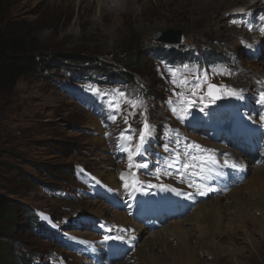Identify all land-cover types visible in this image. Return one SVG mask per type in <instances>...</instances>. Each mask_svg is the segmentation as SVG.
Segmentation results:
<instances>
[{"label": "rangeland", "instance_id": "374dc122", "mask_svg": "<svg viewBox=\"0 0 264 264\" xmlns=\"http://www.w3.org/2000/svg\"><path fill=\"white\" fill-rule=\"evenodd\" d=\"M165 1L113 0L103 4L105 12L99 14L90 0H0V32L24 33L36 54H55L64 63L70 55L102 60L115 71L134 51L142 57L140 64L128 71L131 84L122 78H112L109 83L84 81L57 67L42 75L23 77L12 89L0 91V193L13 200L9 210L16 213L18 225L5 221L0 226V247L5 248L6 256L11 255L0 257V264H7V260L8 264L119 263L129 253L119 245V229L114 234L118 227L113 223L131 221L158 229L167 225L171 218L159 220L150 211L152 202L143 213H136V209L128 212L129 204L114 200L116 194L129 200L132 179L121 176L132 167L129 152L123 149L135 151L145 119L151 134L131 161L138 180H148L147 173L156 177L158 169L159 175L171 171L166 161L174 155L169 151L175 134L228 147L239 156L243 149L258 154L254 145L264 139V103L260 102L264 44L248 46L244 39L264 36L261 28L250 27L255 8H262L264 0H224L227 6L216 12L212 6L201 13H197L198 2ZM228 9L233 15L223 21L220 17ZM170 29L180 30V42L154 38V34ZM170 52L174 53L171 57ZM205 73L210 83L236 89L241 98L222 95L211 103L205 95L207 84L192 96L195 78ZM184 79L188 86L180 84ZM180 92L192 101L191 107L181 103L176 95ZM114 100L119 101V110L109 108ZM126 101L139 103L134 108ZM181 107L187 108L186 114L179 111ZM173 108L178 111L174 113ZM91 119L95 120L93 125ZM250 121L255 135L244 132L250 129ZM121 132L132 140H122ZM230 139L237 144H231ZM102 155L111 157L117 186L96 173L101 164L109 163ZM218 158L221 163H232L223 152ZM254 161L248 163L245 180L254 175L253 167L258 166ZM141 164L147 167H137ZM236 165L241 166V162ZM78 204L80 208L75 207ZM25 209L37 220L31 228L21 213ZM111 211L124 213L130 221L114 218ZM189 213L190 208L183 209V217ZM236 221L235 233L224 231L228 235L224 240L226 256L213 254L212 260H206L202 253V264H264V218L246 215L244 221ZM144 237L138 243L142 244ZM189 250L173 264H194ZM158 252L162 253L161 248ZM128 264L150 262L145 254L133 252Z\"/></svg>", "mask_w": 264, "mask_h": 264}, {"label": "bare ground", "instance_id": "6f19581e", "mask_svg": "<svg viewBox=\"0 0 264 264\" xmlns=\"http://www.w3.org/2000/svg\"><path fill=\"white\" fill-rule=\"evenodd\" d=\"M112 1L113 0H90V4L99 8V14H103L105 12L103 10L104 8L102 9L104 6L103 4L111 3ZM190 1L194 2V5L197 2L199 3L197 13L208 10L209 8H212V6L215 7L214 12H216L224 5H228V2L226 1L225 3L224 0H201L200 2L195 0ZM234 1L237 2V0ZM171 2H183L188 4L189 1H165V3ZM255 9L256 11L250 27L257 26L258 28L264 29V6ZM228 15L230 16L228 17ZM232 15L231 9H228L226 14L222 15V18L220 17V19L223 21L225 19L228 20L231 19L230 17ZM222 26L223 24L219 22L218 28H221ZM241 27L245 29L247 28L246 26ZM228 36L233 38V35ZM244 42L248 46L264 44V36H253L250 39H244ZM261 63L264 64V60ZM256 118L258 117L256 116L255 119ZM93 122H95V120L91 119L92 125ZM249 123L251 124L250 129L245 128L244 132H248L250 135H255L256 128L252 126L253 123L251 121ZM101 134L102 132L100 131L99 135L101 136ZM184 135L185 134L173 135V141L169 153L179 152L182 157L185 152H189L192 155H212L216 160V164H209L207 166L204 173L207 178L203 179L200 176H192L190 173L193 170L191 169L188 173L184 174L183 177H181L180 173L175 169H171V175H166L165 173L160 174L159 179H157V176L155 177L147 173L149 179L139 180L142 183L137 184L135 188L132 187V192L128 194V201L124 198V195L117 196L118 194H116L117 199L114 198L116 202L123 203L124 205L129 204L128 212L131 210L134 212L136 209V213H143L147 203L152 202L153 204H149L151 206L150 211L156 214L155 216H157L159 220H166L168 218H171V220L167 225L158 229L152 225L143 226L136 222L132 223L124 213L120 215L119 213L111 211L114 218H118L120 221L121 219L130 221V224L122 222L117 224L113 223L118 227L114 229L113 233L115 234L117 229H119L116 236L122 237V239L117 238L119 245L124 247L129 253L124 261L114 264H128L133 252L136 254L138 252L145 254L148 257L150 264H173L175 261H180L179 258L188 248H190L189 252H193L194 264H202L201 259L206 258V260H212L214 258L213 254H224L223 256H226L227 253H225L224 250V240L225 238H228V235L224 234V231L235 233L234 223H237V221L235 222L236 219H242L244 221L246 215L264 218V139L261 142L257 140L254 145L255 150L258 152L256 156L254 154H249L247 149H243L244 154L239 156V154L232 152L228 147H214L210 144H205L204 142L198 143L193 139H186L185 136L187 135ZM97 140L101 141L103 138ZM229 141L233 145L237 144L234 139H230ZM190 143L198 144L201 148L212 151L209 153H198L195 150L187 149L186 145ZM222 152L225 153V156L228 159L232 160V163L236 164L241 162V166L232 168L225 165V163H221L218 155ZM101 158L108 160L109 163L101 164L96 173L107 178L108 184H111V186H117V180L112 170L113 163L110 161L111 157L109 159L106 155H102ZM253 159L256 160L254 162L258 166L253 167L252 174L254 175H250L247 180H245V173L248 171V163ZM196 171H199V169H196ZM133 173H135V177H133ZM123 176L131 178L132 181L134 178L138 180L136 168L133 166L131 170H125ZM161 183L171 185V187L177 189V191L161 190L159 187L149 186ZM189 185L192 186L190 187ZM197 185H200L199 191L197 190ZM209 189H211V191H209ZM111 190L114 189L111 188ZM114 192L117 193V190ZM200 192H204L205 194L201 195ZM189 193L192 195L194 194V196L189 197ZM258 202H260L259 205L257 204ZM75 207L80 208L81 206L78 204L75 205ZM155 207L159 208L155 210ZM184 208L191 209V213L186 217H183ZM147 213L150 214V212ZM189 224H192L190 225V234L187 232V225ZM160 226L161 225H159V227ZM263 230L264 228H262V231ZM129 231L132 232V235L128 234ZM244 231H246L245 228ZM143 234H145V237L142 244H140L138 243V239ZM261 235L263 237L264 233L261 232ZM85 240L88 242L89 238H85ZM174 242H176V245L173 247L172 243ZM158 248H161L162 253L158 252ZM200 249H202V251H200ZM202 253L205 258H200ZM231 254L230 249H228V255ZM92 264L98 263L93 262ZM106 264L112 263L107 262Z\"/></svg>", "mask_w": 264, "mask_h": 264}, {"label": "trees", "instance_id": "16d2710c", "mask_svg": "<svg viewBox=\"0 0 264 264\" xmlns=\"http://www.w3.org/2000/svg\"><path fill=\"white\" fill-rule=\"evenodd\" d=\"M169 55L171 57L174 53L171 54L170 52ZM179 55L181 57L184 56L183 54ZM214 57L218 58V55ZM61 58V56L58 57L55 54H36L30 49L27 37L24 33L0 32V91L12 89L23 77L42 75L45 71H52L57 67L69 70L74 76H80L84 81L109 83L112 78H122L127 83L131 84L133 80L131 78V73L128 71H132L133 68L137 67L142 61L140 53L134 51L132 56L122 59V63L120 62L121 67L115 71L110 64L102 60H89L88 58L70 55L64 63V60H61ZM123 68L126 70H123ZM12 202L13 200L9 196L0 193V226L5 221L16 224V213H14L13 210H9ZM21 213L25 218L28 228H31L32 225L37 222V220L35 221L36 218L32 219L30 216L32 214H30L27 209L23 210ZM14 227H18V225ZM10 256H6L5 248L1 246V259L6 257L10 258ZM8 263L7 260V264Z\"/></svg>", "mask_w": 264, "mask_h": 264}, {"label": "snow or ice", "instance_id": "6c2138e0", "mask_svg": "<svg viewBox=\"0 0 264 264\" xmlns=\"http://www.w3.org/2000/svg\"><path fill=\"white\" fill-rule=\"evenodd\" d=\"M262 32H264V29H261ZM176 73L173 72V76L175 77ZM196 83L194 84V86L192 87V96H196L203 88V86L205 84H207V93L205 94L206 96L210 97V102L214 103L215 100L220 99L222 95H227V96H231V97H236V98H241V93L236 90V89H232V88H228L227 86L224 85H215L209 82L208 76L207 74H203L202 76H197L195 78ZM173 83H176V80H173ZM180 84L182 86H188L189 81L187 79L181 80ZM214 90H216L214 92ZM92 91H98L96 89H92ZM100 95H105L104 93H99ZM121 98H123V93L119 94ZM176 95H178L181 98V103L184 104L185 102L187 103L188 107L192 106V101L191 100H187V98L185 97L183 92L180 93H176ZM205 97L201 96L200 99L201 101H203ZM127 103L131 104L132 107H137L138 106V101H126ZM260 102L264 103V92L260 93ZM109 108H115L117 110H119V101H112L109 104ZM172 111L174 113H176L178 110L176 108H173ZM179 111L181 113L186 114L187 113V108L186 107H181L179 109ZM143 115V114H142ZM111 119H115L114 116L110 117ZM182 118V117H181ZM262 119H264V117H262ZM125 123H127V119H125ZM151 134V127L147 122V119H145L144 123H143V128L140 130L139 133V141L138 143H136L135 145V151L132 152L130 150V148H124V151L129 152V168H131L133 165L131 163L132 161V157L135 155H138L141 153V150L143 148V145L147 139V137ZM120 138L126 142H130L132 140L131 136H126L124 132H121L120 134ZM187 149H191V150H195L196 152H203V153H209L212 150H208V149H203L201 148L200 145L195 144V143H190L186 145ZM211 164V165H215L216 164V160L213 158L212 155H192L189 152H185L184 156L182 157L181 154L179 152H175L173 157L171 159H169L168 161H166V167L167 169H175L178 173H180L181 177H183L184 174L188 173V171L191 169L193 171H191V175L192 176H200L202 179L203 178H207L204 173L205 170L207 168V166ZM225 165H228L232 168H237L238 166L235 163H229V161H225ZM137 167H147V164H141V165H137ZM196 169H199V171H196ZM159 171L160 169L157 170V179H159ZM166 175H171L170 172L165 171ZM133 177H135V173L132 174ZM121 178L123 179L124 176L122 174ZM142 183L141 181L137 180V179H133L131 186L132 187H136L137 184ZM128 185H126L127 187ZM150 187H159L161 190H171L176 192L177 189L172 188L171 185H167V184H158V185H149ZM190 187L192 185H189ZM197 190L199 191L200 185H197ZM139 190V189H137ZM209 191H211V189H209ZM179 194V193H178ZM201 195H204V192H200ZM189 196H191L192 194L189 193ZM42 218L43 219H47V217H44L43 214ZM118 239H122V237H117ZM107 239V237H106Z\"/></svg>", "mask_w": 264, "mask_h": 264}, {"label": "water", "instance_id": "95a60500", "mask_svg": "<svg viewBox=\"0 0 264 264\" xmlns=\"http://www.w3.org/2000/svg\"><path fill=\"white\" fill-rule=\"evenodd\" d=\"M156 34H154V38L159 39L160 42H180L182 40V33L179 29H170ZM207 91L208 89L206 87V93ZM215 91L216 90H214V92Z\"/></svg>", "mask_w": 264, "mask_h": 264}]
</instances>
